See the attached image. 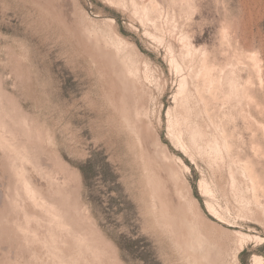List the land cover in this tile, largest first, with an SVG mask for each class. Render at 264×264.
<instances>
[{"label": "rangeland", "instance_id": "374dc122", "mask_svg": "<svg viewBox=\"0 0 264 264\" xmlns=\"http://www.w3.org/2000/svg\"><path fill=\"white\" fill-rule=\"evenodd\" d=\"M0 176V264H264V0H0Z\"/></svg>", "mask_w": 264, "mask_h": 264}, {"label": "bare ground", "instance_id": "6f19581e", "mask_svg": "<svg viewBox=\"0 0 264 264\" xmlns=\"http://www.w3.org/2000/svg\"><path fill=\"white\" fill-rule=\"evenodd\" d=\"M93 39V38H92ZM105 41V40H104ZM95 43V42H94ZM100 43V42H99ZM99 43H97L98 45H99ZM96 44V45H97ZM99 47V46H98ZM103 48V47H102ZM99 50H100V48H99ZM102 50H104V49H102ZM98 51V50H97ZM106 51H108V49L106 50ZM117 53V52H116ZM110 54H111V52H110ZM122 55V54H121ZM110 57V56H109ZM116 57V56H115ZM117 57H119V55L117 56ZM112 58V57H111ZM122 58V57H121ZM126 58V57H125ZM118 59V58H117ZM116 59V60H117ZM128 59V58H127ZM109 60V59H108ZM119 60H120V58H119ZM110 61V60H109ZM118 61V60H117ZM121 61H122V59H121ZM113 62V61H112ZM120 62V61H119ZM124 62V61H123ZM128 62V61H127ZM109 63V62H108ZM122 65V64H121ZM110 66V65H109ZM115 66V65H114ZM121 67V66H120ZM127 67H128V65H127ZM126 67V68H127ZM132 67V66H131ZM114 68V67H113ZM123 68H124V66H123ZM129 68V67H128ZM117 69V68H116ZM133 70V69H132ZM110 71V70H109ZM116 71V70H115ZM130 71V70H129ZM122 74V73H121ZM125 75V74H124ZM122 76V75H121ZM126 76V75H125ZM132 76V75H131ZM133 79V78H132ZM132 79H131V82H132ZM137 79H138V77H137ZM136 79V80H137ZM121 80V79H120ZM135 80V79H134ZM139 82V81H138ZM137 82V83H138ZM141 82V81H140ZM213 82V81H212ZM130 83V82H129ZM126 84V83H125ZM131 84V83H130ZM135 84V83H134ZM122 85V84H121ZM120 85V86H121ZM143 85V84H142ZM124 86V85H123ZM127 88V87H126ZM140 88V87H139ZM138 88V89H139ZM136 90V89H135ZM138 91V90H137ZM134 92V91H133ZM142 93V92H141ZM139 94V93H138ZM140 95V94H139ZM142 95V94H141ZM140 95V96H141ZM137 97V96H136ZM179 101V100H178ZM181 101V100H180ZM180 107V106H179ZM184 108V107H183ZM4 120V119H3ZM3 120H1V121H3ZM170 123V122H169ZM191 125V124H190ZM202 125V124H201ZM205 126H206V124H204ZM12 126V125H11ZM171 129V128H170ZM2 130V129H1ZM202 133V132H201ZM3 137V136H2ZM7 141V140H6ZM3 142H4V140H3ZM6 143V142H5ZM6 148V147H5ZM3 153H5L4 151H3ZM2 153V154H3ZM11 155V154H10ZM13 156V155H12ZM36 156V155H35ZM40 156V155H39ZM47 156V155H46ZM5 157V156H4ZM3 158V157H2ZM1 158V159H2ZM10 158V157H9ZM36 158V157H35ZM4 159V158H3ZM55 159H57V158H55ZM49 160V159H48ZM12 161V159L10 160V162ZM42 161V160H41ZM53 161H54V159H53ZM60 161V160H59ZM4 162V161H3ZM6 162V161H5ZM44 162H47L46 161V158H45V161ZM9 163V162H8ZM7 163V164H8ZM12 163V162H11ZM36 163H38V161L36 162ZM51 163H52V161H51ZM2 164V163H1ZM41 165V164H40ZM9 166V165H8ZM52 166V165H51ZM2 167V166H1ZM44 167H46V166H44ZM43 167V168H44ZM54 167V166H53ZM61 167V166H60ZM3 168H4V164H3ZM8 169V171H10L9 170V168H7ZM62 169V168H61ZM54 170H55V168H54ZM32 171H34L33 169H32ZM50 171V170H49ZM57 171V170H56ZM68 171V170H67ZM2 172H4V171H2ZM36 173V172H35ZM61 173V172H60ZM33 174V173H32ZM63 174V173H62ZM10 175H11V173H10ZM10 175H9V177H10ZM64 175V174H63ZM36 176V175H35ZM34 176V177H35ZM1 177V176H0ZM41 177V176H40ZM51 177V176H50ZM6 180V179H5ZM2 181V180H1ZM40 182V181H39ZM12 183V182H11ZM53 183V182H52ZM56 184V183H55ZM9 184H7V186H8ZM13 185V184H12ZM34 185V184H33ZM49 185V184H48ZM53 185V184H52ZM4 186V185H3ZM6 186V187H7ZM26 186V185H25ZM41 186V185H40ZM51 186V185H50ZM46 187V186H45ZM45 187H43V189L45 188ZM54 187V186H53ZM28 188H30L31 189V192H32V188L28 185ZM27 188V190H29ZM37 188H38V186H37ZM52 188V187H51ZM71 188V187H70ZM35 189V188H34ZM58 189V188H57ZM200 189H203L204 191L205 190H208V185L204 182V181H201L200 182ZM5 190V189H4ZM59 190V189H58ZM57 190V191H58ZM1 191V190H0ZM30 191V190H29ZM4 192V191H3ZM26 192V191H25ZM50 193H51V191H49ZM70 192V191H69ZM75 192V191H74ZM8 193H9V191H8ZM29 193V192H28ZM56 193V192H55ZM25 194V193H24ZM27 194V193H26ZM32 194H33V192H32ZM163 194V193H162ZM19 195V194H18ZM71 195V194H70ZM25 196V195H24ZM38 196H39V194H38ZM49 196H50V194H49ZM64 196V195H63ZM62 196V197H63ZM14 197V196H13ZM28 197V196H27ZM66 197V196H65ZM49 198V197H48ZM60 198V197H59ZM72 198V197H71ZM17 199V198H16ZM50 199V198H49ZM61 199V198H60ZM163 199V198H162ZM6 200H8V199H6ZM27 200V199H26ZM57 200V199H56ZM69 200V199H68ZM164 200V203H165V200H166V202H167V199L166 198H164L163 199ZM4 201V200H3ZM10 201V200H9ZM44 201V200H43ZM42 201V202H43ZM49 201V200H48ZM58 201V200H57ZM73 201V200H72ZM76 201V200H75ZM45 202V201H44ZM56 201H54V203H55ZM59 202H61V201H59ZM17 203V202H16ZM20 202H18V204H19ZM25 203V202H24ZM58 203V202H57ZM68 203V202H67ZM75 203V202H74ZM61 204V203H60ZM69 204V203H68ZM5 205V204H4ZM7 205H8V203H7ZM28 205V204H27ZM9 206V205H8ZM69 206V205H68ZM11 207H12V205H11ZM11 207H10V209H11ZM15 207H16V205H15ZM44 207V206H43ZM64 207H65V205H64ZM70 207V206H69ZM163 207H164V204H163ZM170 207H171V205L169 206V208L167 207V204H166V207H164V208H168L169 210H170ZM51 208V207H50ZM58 208V207H57ZM66 208V207H65ZM73 208H74V206H73ZM210 209H209V212H210V214H212V215H214L215 217H217V213L215 212V210L210 206L209 207ZM9 209V210H10ZM15 209V208H14ZM59 209H60V206H59ZM171 209L173 210L174 208H172L171 207ZM17 210H19V209H17ZM65 211L64 212H67L66 211V209H64ZM14 211V210H13ZM56 211V210H55ZM61 211H62V209H61ZM17 212V211H16ZM23 212V211H22ZM8 213V212H7ZM19 213V212H18ZM61 213V212H60ZM170 214L172 213V211L171 212H169ZM174 213V212H173ZM4 214V213H3ZM17 214V213H16ZM47 214V213H46ZM69 214V213H68ZM72 214V213H71ZM73 214H74V212H73ZM41 215V214H40ZM175 215V214H174ZM18 216V215H17ZM16 216V217H17ZM22 216H24V215H22ZM46 216V215H45ZM1 217V216H0ZM4 217V216H3ZM13 217H14V215H13ZM43 217V216H42ZM74 217V216H73ZM80 217V216H79ZM22 218V217H21ZM69 218V217H68ZM75 219V218H74ZM219 219V218H218ZM13 220H15V219H13ZM21 220V219H20ZM23 220V219H22ZM49 220V219H48ZM7 221V220H6ZM72 221V220H71ZM76 220H74V222H75ZM83 221V220H82ZM5 222V221H4ZM8 222V221H7ZM6 222V223H7ZM10 222V221H9ZM22 222H24V221H21V224H22ZM41 222H42V220H41ZM59 222V221H58ZM66 222V221H65ZM2 223V222H1ZM44 223V222H43ZM76 223H78V222H76ZM79 223H81L80 221H79ZM17 225H18V223H16ZM20 224V225H21ZM84 224V223H83ZM186 224V223H185ZM13 225L14 224H12V227H13ZM17 225H16V227H17ZM26 225H27V223H26ZM33 225V224H32ZM42 225V224H41ZM41 225L39 226V228L41 227ZM51 225H52V223H51ZM44 226V225H43ZM189 226V225H188ZM4 227V226H3ZM8 227H10V225L8 226ZM37 227V226H36ZM80 227H82L81 226V224H80ZM22 228H23V226H22ZM30 228V227H29ZM33 228V227H32ZM48 228H49V226H48ZM66 228V227H65ZM77 228V227H76ZM88 227H86V229H87ZM91 228V226L89 227V229ZM35 228H33V230H34ZM75 229V228H74ZM84 229H85V225H84ZM86 229H85V231H86ZM179 229V228H178ZM181 229V228H180ZM29 230V229H28ZM184 230V229H183ZM22 231V230H21ZM31 231V230H30ZM29 231V232H30ZM73 231V230H72ZM8 232V231H7ZM17 232H19V231H17ZM40 232V231H39ZM70 232H71V230H70ZM74 232V231H73ZM87 232H88V230H87ZM177 232V231H176ZM182 233H183V231H181ZM14 233V232H13ZM185 233H186V231H185ZM184 233V234H185ZM203 233V232H202ZM206 233V232H205ZM18 234V233H17ZM29 235L31 234V232L30 233H28ZM34 234V233H33ZM39 234V233H38ZM63 234V233H62ZM65 234V233H64ZM84 234H85V232H84ZM88 234V233H87ZM23 235V234H22ZM68 235V234H67ZM73 235V234H72ZM19 236V235H18ZM30 236H32V235H30ZM78 236V235H77ZM101 236V235H100ZM201 236V235H200ZM208 236V235H207ZM16 237V239H17V235L15 236ZM22 237V236H21ZM25 237H26V235H25ZM85 237V236H84ZM94 237V236H93ZM193 237V236H192ZM31 238V237H30ZM64 238V237H63ZM76 238V237H75ZM86 238V237H85ZM203 238H205V236L203 237ZM21 239V238H20ZM36 239V238H35ZM95 239V238H94ZM184 239V238H183ZM57 240V239H56ZM75 240V239H74ZM77 240V239H76ZM187 240V239H186ZM211 240V239H210ZM21 241H22V239H21ZM62 241V240H61ZM66 241V243H67V240H65ZM64 241V242H65ZM92 241V240H91ZM206 241H207V239H206ZM212 241H213V239H212ZM25 242H26V239H25ZM189 242V241H188ZM203 242H204V240H203ZM215 242V241H214ZM33 243V242H32ZM40 243V242H39ZM56 243V242H55ZM63 243V242H62ZM71 243V242H70ZM82 243V242H81ZM98 243V242H97ZM207 243H208V241H207ZM206 243V244H207ZM211 243V242H210ZM209 243V244H210ZM59 244V243H58ZM76 244V243H75ZM99 244V243H98ZM190 244H192V243H190ZM202 244V243H201ZM215 244V243H214ZM64 245H66V244H64ZM72 245V244H71ZM86 245V244H85ZM84 245V246H85ZM26 246H28V245H26ZM33 246V245H32ZM60 246V245H59ZM91 246V245H90ZM195 246H196V244H195ZM207 246L208 245H206V247L205 246H203V248L200 250L201 251V255H202V257L204 258V260H203V258L201 257V260H200V262H201V264L203 263V261L205 262L204 264H215V260H213V257L212 256H214V254H213V249H214V247H213V249H211L212 247L211 246H209V247H211V248H207ZM24 247V246H23ZM36 247H37V245H36ZM66 247V246H65ZM70 247V246H69ZM94 247V246H93ZM216 247V246H215ZM221 247V246H220ZM26 248V247H25ZM77 248V247H76ZM100 248V247H99ZM105 248V247H104ZM242 248V247H241ZM240 248V249H241ZM72 249V248H71ZM196 249V248H195ZM195 249H193V251H195ZM41 250H42V248H41ZM95 250V249H94ZM197 250V249H196ZM217 250V249H216ZM40 251V250H39ZM72 251V250H71ZM79 251H80V249H79ZM87 251V250H86ZM92 251H93V249H92ZM102 251H104V249L102 250ZM81 252V251H80ZM90 252V251H89ZM89 252H87V254L89 253ZM96 252V251H95ZM98 252V251H97ZM199 252V251H198ZM214 252H215V250H214ZM38 253V252H37ZM40 253V252H39ZM217 255H218V252H215ZM61 254H63V253H61ZM61 254H60V256H61ZM99 254V253H98ZM37 255V254H36ZM66 255V254H65ZM67 255H69V253L67 254ZM75 255H76V252H75ZM79 255V254H78ZM225 255V254H224ZM89 256V255H88ZM222 256V255H221ZM80 257V256H79ZM79 257L77 256V258L79 259ZM84 257H85V255H84ZM200 257V256H199ZM215 258L214 259H218L219 258V256H214ZM225 257V256H224ZM229 258V257H228ZM69 259H71V258H69ZM90 259V258H89ZM91 259H92V257H91ZM221 259H223V261H224V258L222 257V258H220V261L222 262V260ZM83 260V259H82ZM84 261V260H83ZM94 261V260H93ZM114 261V260H113ZM81 262V261H80ZM206 262H208V263H206ZM218 262H219V259H218ZM225 262H226V258H225ZM78 263V262H77ZM97 263V262H96ZM99 263V262H98ZM111 263V262H110ZM220 263V262H219ZM218 263V264H219ZM223 263V262H222ZM227 263V262H226ZM83 264V263H82ZM88 264V263H87ZM112 264V263H111ZM216 264H217V262H216ZM225 264V263H224Z\"/></svg>", "mask_w": 264, "mask_h": 264}]
</instances>
